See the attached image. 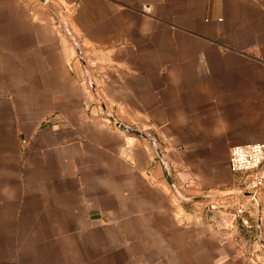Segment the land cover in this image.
I'll use <instances>...</instances> for the list:
<instances>
[{
    "label": "crops",
    "instance_id": "obj_1",
    "mask_svg": "<svg viewBox=\"0 0 264 264\" xmlns=\"http://www.w3.org/2000/svg\"><path fill=\"white\" fill-rule=\"evenodd\" d=\"M262 142L264 0H0V264H264Z\"/></svg>",
    "mask_w": 264,
    "mask_h": 264
},
{
    "label": "built area",
    "instance_id": "obj_2",
    "mask_svg": "<svg viewBox=\"0 0 264 264\" xmlns=\"http://www.w3.org/2000/svg\"><path fill=\"white\" fill-rule=\"evenodd\" d=\"M229 169L242 179L238 193L249 195L255 201L264 187V142L234 147L230 151ZM209 209L215 210V206H210ZM245 212V208L240 207L235 214L246 232L250 233L253 226L245 218Z\"/></svg>",
    "mask_w": 264,
    "mask_h": 264
},
{
    "label": "water",
    "instance_id": "obj_3",
    "mask_svg": "<svg viewBox=\"0 0 264 264\" xmlns=\"http://www.w3.org/2000/svg\"><path fill=\"white\" fill-rule=\"evenodd\" d=\"M66 31L68 32L69 36L71 37L72 41L74 42L75 44V47L76 49L79 51V55L81 56L80 54V48H79V44H78V41L77 39L73 36V34L71 33L70 31V28L68 26H66ZM81 58V57H80ZM118 127L125 130V131H128V132H131L135 135H138V136H144V134H142L141 132L139 131H136V130H133L121 123H117ZM152 145L156 148L157 145L155 142L152 143ZM158 156L162 162V165L164 167V171H165V174L167 176V178L169 179V182H170V185L172 186V189L174 191V193L176 194V196L182 201V202H185V203H191L194 201L193 198H189V197H186L184 196L178 189L177 187L175 186L174 182L172 181V177H171V169H170V166L169 164L166 162L165 160V157H164V154L158 150ZM206 199H209L211 198L212 196L211 195H205L204 196ZM255 201L258 203V197L255 199ZM215 213H218V211L215 209H209L208 210V215L209 216H213ZM227 216V224H228V227L230 230H233L234 232H236L238 234V236L240 235L239 234V228H238V218H237V215L235 213H226ZM261 221L258 223V237H259V241H260V244L264 247V241L262 240L261 238Z\"/></svg>",
    "mask_w": 264,
    "mask_h": 264
},
{
    "label": "rangeland",
    "instance_id": "obj_4",
    "mask_svg": "<svg viewBox=\"0 0 264 264\" xmlns=\"http://www.w3.org/2000/svg\"><path fill=\"white\" fill-rule=\"evenodd\" d=\"M73 42V41H72ZM74 43V42H73ZM75 45V44H74ZM89 88V90L97 97V99L98 100H100V96L98 95V93H97V91H96V88L95 87H93V86H89L88 87ZM103 105H105L104 103H102ZM117 125V124H116ZM118 126V125H117ZM159 159V161H160V163H161V165H162V162H161V160H160V158H158ZM166 160V159H165ZM166 162L168 163V161L166 160ZM169 164V163H168ZM163 166V165H162ZM170 166V165H169ZM163 169H164V167H163ZM170 169H171V172H172V167L170 166ZM18 206V205H17ZM16 205L13 207V209H15L16 207H17ZM9 217L10 216H7V218H8V221H9ZM261 245V244H260ZM262 246V245H261ZM263 247V246H262ZM264 248V247H263Z\"/></svg>",
    "mask_w": 264,
    "mask_h": 264
}]
</instances>
